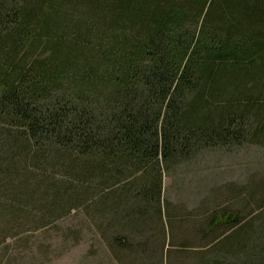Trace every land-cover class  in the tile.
I'll return each mask as SVG.
<instances>
[{
    "label": "trees",
    "instance_id": "1",
    "mask_svg": "<svg viewBox=\"0 0 264 264\" xmlns=\"http://www.w3.org/2000/svg\"><path fill=\"white\" fill-rule=\"evenodd\" d=\"M259 95L264 0H0V191H51L72 206L109 182L126 190L129 207L113 212L127 221L132 192L137 206L160 205L159 187L143 188L163 161L233 139ZM30 164L59 168L75 190L45 173L33 185ZM243 221L216 211L204 234ZM243 231L218 246L237 264H264V239Z\"/></svg>",
    "mask_w": 264,
    "mask_h": 264
},
{
    "label": "rangeland",
    "instance_id": "2",
    "mask_svg": "<svg viewBox=\"0 0 264 264\" xmlns=\"http://www.w3.org/2000/svg\"><path fill=\"white\" fill-rule=\"evenodd\" d=\"M252 105L248 123L234 128L238 137L215 146L195 145L184 154L179 150L163 161L158 184L143 188L146 197L155 196L159 187L160 205L149 208L146 198L137 206L132 192L127 221L113 212H123L126 190L109 182L97 190L90 186L87 195L80 192V202L72 206L53 203L51 191L42 198L34 189L12 197L4 188L0 264H237V255L218 246L225 237L243 228L240 237L251 229L264 239V129H258L264 122V96H255ZM45 166L30 164L33 185L45 173L50 187L66 194L75 190L73 178ZM216 211L240 213L244 221L232 230L204 234ZM122 248L131 249L130 257L121 256Z\"/></svg>",
    "mask_w": 264,
    "mask_h": 264
}]
</instances>
